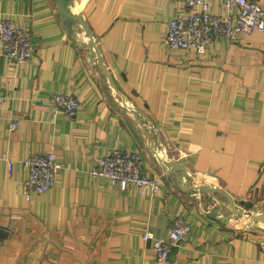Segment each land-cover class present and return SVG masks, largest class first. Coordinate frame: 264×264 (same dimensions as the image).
<instances>
[{
	"label": "crops",
	"instance_id": "1",
	"mask_svg": "<svg viewBox=\"0 0 264 264\" xmlns=\"http://www.w3.org/2000/svg\"><path fill=\"white\" fill-rule=\"evenodd\" d=\"M209 1L223 13L220 0ZM190 9L183 0H74L115 91L66 31L55 0H0V17L34 45L21 64L0 50L8 96L0 102V264H264V227L240 226L228 206L220 221L209 214L216 201L184 189L204 183L264 209V31L199 51L168 48L169 19ZM55 93L79 99L76 116L54 112ZM51 149L61 163L55 184L26 199L22 161ZM111 149L138 152L160 189L92 177ZM178 161L181 169L167 164ZM175 216L191 233L158 261L141 234L167 236Z\"/></svg>",
	"mask_w": 264,
	"mask_h": 264
},
{
	"label": "built area",
	"instance_id": "2",
	"mask_svg": "<svg viewBox=\"0 0 264 264\" xmlns=\"http://www.w3.org/2000/svg\"><path fill=\"white\" fill-rule=\"evenodd\" d=\"M191 9L178 11L168 21L164 44L171 49L199 51L213 39L233 40L239 33L254 30L264 31V5L256 0H220L223 13L212 11L209 0H183ZM0 50L7 63H26L34 51V45L26 29L15 26L11 19L0 17ZM0 78V102L7 98ZM54 112L76 116L79 99L73 93H55L49 98ZM17 126L12 121L11 129ZM23 165L29 170L24 182V195L41 194L55 184L61 163L53 149L28 156ZM92 177H102L112 187L125 189L135 185L152 192L161 187V179L148 176L142 170V159L138 152L111 149L100 156L89 170ZM192 230L188 219L175 216L167 236H154L147 231L141 234L143 241L158 261H168L173 248L178 247Z\"/></svg>",
	"mask_w": 264,
	"mask_h": 264
},
{
	"label": "water",
	"instance_id": "3",
	"mask_svg": "<svg viewBox=\"0 0 264 264\" xmlns=\"http://www.w3.org/2000/svg\"><path fill=\"white\" fill-rule=\"evenodd\" d=\"M58 6V11L62 23L68 33H70L76 44L85 50H87V55L91 60L96 61L99 65L102 72L107 77L110 87L117 91L116 86L106 70L103 60L100 55V48L97 44L96 39L93 36V33L89 26L86 23V20L82 17L80 12L74 11V0H55ZM120 104L129 112H132V108L130 105L125 103L124 101H119ZM182 161H178L175 163H167L168 166L171 167L172 170L181 169ZM184 187V186H183ZM186 191L200 193L202 194V199L209 203L216 201V205L211 211L212 215H217L220 221L226 222L229 217L222 214V211L225 208L224 202L222 199L228 202V207L234 212L235 215L239 216H250L252 213L250 211V203H239L238 205L232 197L226 193L223 189L216 186L206 185L204 183H200L198 185H191L184 187ZM220 194L222 199L217 196ZM255 218L262 223H253L256 227H264V209L258 211L255 215Z\"/></svg>",
	"mask_w": 264,
	"mask_h": 264
},
{
	"label": "rangeland",
	"instance_id": "4",
	"mask_svg": "<svg viewBox=\"0 0 264 264\" xmlns=\"http://www.w3.org/2000/svg\"><path fill=\"white\" fill-rule=\"evenodd\" d=\"M218 197L222 199L221 195L218 194ZM222 201L224 202V205H225V208H227L228 206V202L224 199H222ZM238 205L239 203L237 201H235ZM224 208V209H225ZM251 211V215L250 216H247V215H244V216H240L241 217V223H239L240 226L244 227V228H254L255 225L253 223H262L261 221L257 220L255 218V214L258 212L257 210H254L252 207L250 209Z\"/></svg>",
	"mask_w": 264,
	"mask_h": 264
}]
</instances>
